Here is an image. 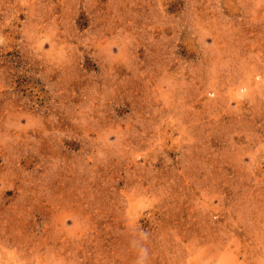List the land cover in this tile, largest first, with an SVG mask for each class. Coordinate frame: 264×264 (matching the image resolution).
<instances>
[{
  "label": "rangeland",
  "instance_id": "374dc122",
  "mask_svg": "<svg viewBox=\"0 0 264 264\" xmlns=\"http://www.w3.org/2000/svg\"><path fill=\"white\" fill-rule=\"evenodd\" d=\"M0 264H264V0H0Z\"/></svg>",
  "mask_w": 264,
  "mask_h": 264
}]
</instances>
